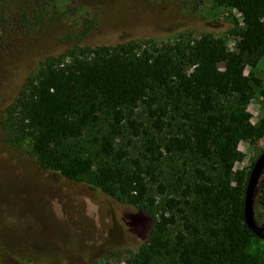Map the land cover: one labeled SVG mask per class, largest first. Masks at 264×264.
Here are the masks:
<instances>
[{
	"label": "trees",
	"instance_id": "16d2710c",
	"mask_svg": "<svg viewBox=\"0 0 264 264\" xmlns=\"http://www.w3.org/2000/svg\"><path fill=\"white\" fill-rule=\"evenodd\" d=\"M216 2L240 14L223 36L72 47L42 60L4 109L5 144L144 216L145 242L119 264H261L246 251L258 241L243 219L249 172L234 165L238 143L264 135L247 112L264 90L235 73L264 55V0ZM140 108L148 127L136 121ZM127 136L144 140L136 158L132 139L119 145Z\"/></svg>",
	"mask_w": 264,
	"mask_h": 264
},
{
	"label": "rangeland",
	"instance_id": "374dc122",
	"mask_svg": "<svg viewBox=\"0 0 264 264\" xmlns=\"http://www.w3.org/2000/svg\"><path fill=\"white\" fill-rule=\"evenodd\" d=\"M1 1V0H0ZM0 4V123L5 107L24 79L48 56L72 47L109 46L151 40L171 42L177 35L212 31L223 36L240 20L235 9L216 0H4ZM4 11V12H2ZM227 48H234L226 38ZM252 73L264 90V55ZM251 123L264 121V96L247 106ZM136 121L149 126L142 108ZM132 137L119 145L124 147ZM143 139H132L131 158L143 153ZM242 159L234 171H250L264 150V135L237 145ZM167 171L166 164L156 171ZM151 195H154L153 188ZM253 217L264 226V174L253 197ZM135 209L83 185L42 170L24 150L3 140L0 126V264H119L145 242L149 226ZM246 251L261 258L264 242L252 240ZM4 262V263H3Z\"/></svg>",
	"mask_w": 264,
	"mask_h": 264
},
{
	"label": "water",
	"instance_id": "95a60500",
	"mask_svg": "<svg viewBox=\"0 0 264 264\" xmlns=\"http://www.w3.org/2000/svg\"><path fill=\"white\" fill-rule=\"evenodd\" d=\"M264 171V150L254 161L244 190L243 199V219L248 230L258 240L264 242V226L257 225L253 217V197L259 178Z\"/></svg>",
	"mask_w": 264,
	"mask_h": 264
}]
</instances>
